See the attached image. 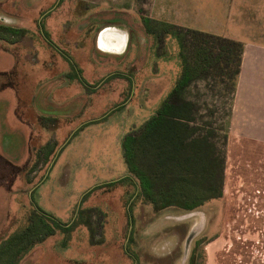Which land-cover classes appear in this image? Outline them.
<instances>
[{"label":"rangeland","instance_id":"374dc122","mask_svg":"<svg viewBox=\"0 0 264 264\" xmlns=\"http://www.w3.org/2000/svg\"><path fill=\"white\" fill-rule=\"evenodd\" d=\"M126 1L132 4L134 0ZM138 1L143 14H150L148 0ZM118 2L123 1L0 0V15L11 18L8 23L1 17L0 23L20 24L28 30L18 43H0L18 62L19 73L12 81L23 105L43 87L64 89L59 92L63 97L76 87L77 95L91 96L93 119L76 120L77 125L85 122L77 130L68 122L55 131V152L46 162L41 160L33 173L28 170L36 161L39 136L30 142L25 165L0 154V243L22 230L38 205L63 222L83 220L88 226L58 232L20 264H264V93H260L264 79L255 80L257 92H247V106L235 110L240 48L197 32L182 34L186 56L204 46L212 54L210 59H220L180 98L195 103L197 120L206 122L204 128L213 130L212 140L226 153L224 195L190 212L155 213L138 194L135 181L127 178L122 141L150 120L171 93L183 70L184 52L172 34L158 39L147 36L133 13H120ZM236 4L237 20L243 21L244 2ZM100 19L105 24L125 25L132 39L126 56L111 51L102 55L96 50L101 25L93 23ZM235 23L224 34L228 40L243 43L244 22ZM135 42L141 43L138 54ZM61 53L73 55L82 74L85 60H91L92 70L87 69L90 90L78 80L63 77L66 71L73 74V68ZM11 65L12 60L0 57V69ZM136 68H142L137 75ZM115 72L128 77L112 76ZM9 99L6 94L0 100V120L7 117L3 108ZM71 130L74 135L65 140L64 131Z\"/></svg>","mask_w":264,"mask_h":264},{"label":"trees","instance_id":"16d2710c","mask_svg":"<svg viewBox=\"0 0 264 264\" xmlns=\"http://www.w3.org/2000/svg\"><path fill=\"white\" fill-rule=\"evenodd\" d=\"M143 25L146 32L157 39L164 34L178 38L184 52L183 70L173 91L151 119L137 132L125 135L122 156L129 175L127 178L135 181L138 194L152 205L155 213L167 209L190 212L223 197L226 153L221 152L212 140L213 130L204 128L206 122L197 120L195 103L180 98V95L201 78L204 70L213 63H219L220 59H210L212 54L204 46H198L190 56L185 55L184 35L193 31L148 18L143 19ZM27 33L26 28L0 23V43H18ZM197 33L216 37L221 42L232 43L240 48L238 75L243 45L208 33ZM17 73L16 69L0 73V91L8 87L16 88L12 80ZM45 121L53 123L55 120ZM56 146V143L49 142L36 148V161L28 172H35L41 160L46 162L55 152ZM77 225L88 226V222L66 223L34 205L27 225L0 243V264H20L36 246L58 232H72Z\"/></svg>","mask_w":264,"mask_h":264},{"label":"crops","instance_id":"0c3cea01","mask_svg":"<svg viewBox=\"0 0 264 264\" xmlns=\"http://www.w3.org/2000/svg\"><path fill=\"white\" fill-rule=\"evenodd\" d=\"M122 1L117 4L120 13H133L138 22L141 23L139 28L143 31L145 30L143 19L148 18L161 23L174 25L178 28L193 32L208 33L226 39L224 30L228 29L231 23L237 21L244 22L246 39L241 43L243 45V53L236 84V104L234 105V109H244L247 106V92L253 93L257 92L256 89L259 90V88L255 87V80L264 79V0H243L245 8L243 21L241 19L237 20V0H148L147 6L150 14L147 16L140 10L142 6L138 7V5L142 4L140 1L134 0L132 4L126 0ZM144 6L146 5L144 4ZM1 17L7 20L8 23H11V18L6 13H2L0 15ZM5 23L7 22L5 21ZM5 23L1 24L7 26L14 25ZM105 23L106 21L102 19L96 21V24L93 23L96 27L101 25L96 35V50L102 55L107 53L106 51H111L116 52L117 56H126L132 39L130 33L125 30V25L119 26L118 24L110 25ZM14 27H21V25L15 24ZM41 28L42 32L45 33L44 24L41 25ZM252 32L255 33V37L251 35ZM147 36H150V34ZM251 38L257 39L252 40ZM135 44L139 45L134 49L138 54L141 51V43L135 42ZM61 54L62 58L73 68V74L66 71L63 77H68L66 79H70L72 82L76 81L75 83L79 81L85 89L90 90L91 84L88 83L87 69L92 70L91 60H85V71L82 74V68L80 67L81 69H79L77 67L78 60L73 55H69L68 53ZM0 57H7L12 60L10 69H0V73L18 69V62L14 55L9 51L3 50L1 46ZM141 70L142 68H136L135 75ZM112 76L128 77L122 72H115ZM70 80L65 81L71 83ZM70 86L71 84L68 85V87ZM63 90L49 86L43 87L36 97L27 103L26 107L23 105L25 102L20 97L18 89L8 87L0 91V100L4 99V95H10V104L8 106L4 105L3 108L6 109L5 114L7 117L5 120H0V154L14 164L25 165L30 159V142L33 137L39 136L40 140L38 139L39 145L37 148L49 142L58 144V137L55 134L58 133V129L64 123L73 122V126L76 127L75 130H77L85 122L77 125L75 123L76 120H93L91 113H89V110L92 109L91 96L85 94H82V96L77 95L76 91H78V88L75 87V89L67 92L70 93L69 95L63 97L59 93ZM260 91V93H264V85ZM64 98L66 99L64 100ZM103 100L105 102L107 99H102L101 103H103ZM22 106L25 107L27 116H30L32 119H29L34 120V123L30 122L26 114L23 113ZM101 118L102 116L95 120H100ZM45 120L55 121L52 123ZM75 130L64 131L65 140L72 137ZM79 130L82 129L80 128ZM48 134L50 135V139H44ZM56 216L58 215L56 214Z\"/></svg>","mask_w":264,"mask_h":264},{"label":"bare ground","instance_id":"6f19581e","mask_svg":"<svg viewBox=\"0 0 264 264\" xmlns=\"http://www.w3.org/2000/svg\"><path fill=\"white\" fill-rule=\"evenodd\" d=\"M190 238H192V235L188 238V240H187V244H186V246L188 247V245H189V241H190Z\"/></svg>","mask_w":264,"mask_h":264}]
</instances>
